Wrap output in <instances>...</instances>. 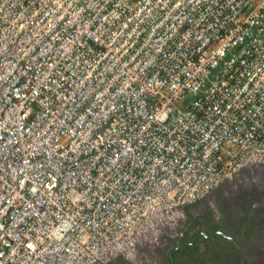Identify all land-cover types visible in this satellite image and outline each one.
<instances>
[{"label": "built area", "instance_id": "1", "mask_svg": "<svg viewBox=\"0 0 264 264\" xmlns=\"http://www.w3.org/2000/svg\"><path fill=\"white\" fill-rule=\"evenodd\" d=\"M264 166V0H0V264H111Z\"/></svg>", "mask_w": 264, "mask_h": 264}, {"label": "flooded vegetation", "instance_id": "2", "mask_svg": "<svg viewBox=\"0 0 264 264\" xmlns=\"http://www.w3.org/2000/svg\"><path fill=\"white\" fill-rule=\"evenodd\" d=\"M249 172V167L240 170L204 200L187 206L186 222L156 250L160 263L145 264H171L177 245L174 264H254L264 246V184L248 178ZM112 263L135 260L120 257Z\"/></svg>", "mask_w": 264, "mask_h": 264}, {"label": "rangeland", "instance_id": "3", "mask_svg": "<svg viewBox=\"0 0 264 264\" xmlns=\"http://www.w3.org/2000/svg\"><path fill=\"white\" fill-rule=\"evenodd\" d=\"M257 166H262V165H257ZM188 215L189 213L185 209V212H183V214L180 213L178 214L177 216L178 218L163 225L158 230V232L155 235H153L150 239L141 242L138 246L137 253L130 260L132 261L135 260V263L137 264L149 263L148 261L150 260L156 263H160L156 255V250L160 248L163 241L171 234L172 231L175 232L182 223L186 222Z\"/></svg>", "mask_w": 264, "mask_h": 264}, {"label": "water", "instance_id": "4", "mask_svg": "<svg viewBox=\"0 0 264 264\" xmlns=\"http://www.w3.org/2000/svg\"><path fill=\"white\" fill-rule=\"evenodd\" d=\"M249 170L251 172H249L247 174L248 178L256 179V181L261 182V183L264 184V166L263 165L262 166H250ZM179 247H180V245H177L170 252L171 264L175 263L174 253Z\"/></svg>", "mask_w": 264, "mask_h": 264}, {"label": "crops", "instance_id": "5", "mask_svg": "<svg viewBox=\"0 0 264 264\" xmlns=\"http://www.w3.org/2000/svg\"><path fill=\"white\" fill-rule=\"evenodd\" d=\"M253 246L255 247V246H258V245L256 243ZM258 250H260L258 252V254H260V255H258L257 256L258 259L256 261H253L252 263H254V264H264V260H262V258L264 257V246H261Z\"/></svg>", "mask_w": 264, "mask_h": 264}, {"label": "trees", "instance_id": "6", "mask_svg": "<svg viewBox=\"0 0 264 264\" xmlns=\"http://www.w3.org/2000/svg\"><path fill=\"white\" fill-rule=\"evenodd\" d=\"M199 248L197 247V250H198Z\"/></svg>", "mask_w": 264, "mask_h": 264}]
</instances>
